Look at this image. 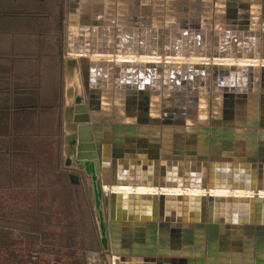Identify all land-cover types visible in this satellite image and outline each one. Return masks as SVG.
Returning <instances> with one entry per match:
<instances>
[{
    "label": "water",
    "instance_id": "obj_1",
    "mask_svg": "<svg viewBox=\"0 0 264 264\" xmlns=\"http://www.w3.org/2000/svg\"><path fill=\"white\" fill-rule=\"evenodd\" d=\"M67 26L84 92L65 109L64 164L91 181L109 264H264V0H67Z\"/></svg>",
    "mask_w": 264,
    "mask_h": 264
},
{
    "label": "rangeland",
    "instance_id": "obj_2",
    "mask_svg": "<svg viewBox=\"0 0 264 264\" xmlns=\"http://www.w3.org/2000/svg\"><path fill=\"white\" fill-rule=\"evenodd\" d=\"M67 28V0H0V34H33L35 49L45 46L52 57L51 89L42 91L51 104L30 107L34 114H30L33 121L29 124L36 130V151L28 155L30 170L27 172V165L19 164L16 171L20 183H44L41 201L35 203L33 213L34 203L20 192L19 203H14L19 207L16 216L0 217V264H107L91 253L102 250L91 181L74 170L81 174L82 182L80 186L72 185L68 177L71 169L64 164L68 135L65 109L69 105ZM0 39H4L0 40L4 49H18L21 44L13 42L11 36ZM80 85L76 95L84 92L81 81ZM10 109H2L5 126L11 124L7 120ZM20 124L27 125L22 121ZM4 145L0 143V167L6 152ZM6 176L5 169L0 171L1 183ZM11 207L7 201L0 202V215Z\"/></svg>",
    "mask_w": 264,
    "mask_h": 264
},
{
    "label": "crops",
    "instance_id": "obj_3",
    "mask_svg": "<svg viewBox=\"0 0 264 264\" xmlns=\"http://www.w3.org/2000/svg\"><path fill=\"white\" fill-rule=\"evenodd\" d=\"M6 36H11L13 42H21L18 49H4L5 46L2 44L0 46V107L2 109L4 106L11 107L7 114V120L9 119L11 122L10 126L4 125V110L1 109L2 112L0 113V143L3 142L5 144L6 151L0 171L5 169L7 174L6 180L2 183L0 182V202L7 201L12 204L11 210L5 215H0V217L12 218L19 211L18 205L14 206V203H19L20 192L24 194L27 201L34 203L33 213H35V203L41 201L40 197L44 183H39V181L34 184L29 182L20 183V181L18 182L16 171L17 168H20L18 167L19 164H22L27 165L28 172L30 170L28 155L30 153L34 154L36 151V147H34L36 130L33 125L29 124V122L33 121L30 114H34L33 111L30 112V107L51 104L50 99L46 98L44 94L42 95V91L51 89L52 57L45 46H43V49L42 46L41 48L38 46L39 48L35 49L37 46L32 44V40L36 36L33 34H0V38ZM3 42L1 41V43ZM22 107L29 108L22 110ZM21 121L22 123H27V125L22 124V127H20ZM21 144L24 145L22 146ZM76 166L73 165L70 168L68 177L72 185L80 186L82 176L80 173L74 172V170L81 173L83 171ZM28 180L30 181V179ZM91 253L100 262L103 261L109 264L110 256L104 253L101 248Z\"/></svg>",
    "mask_w": 264,
    "mask_h": 264
},
{
    "label": "bare ground",
    "instance_id": "obj_4",
    "mask_svg": "<svg viewBox=\"0 0 264 264\" xmlns=\"http://www.w3.org/2000/svg\"><path fill=\"white\" fill-rule=\"evenodd\" d=\"M112 59L115 60V57L113 55H94L92 56V60L94 61H111ZM118 61L120 62H143V63H175V64H183V63H192V64H202V65H207L208 62H210L209 59L206 58H194L191 60H186L183 58L179 57H161L158 55H142V56H134V55H120L117 57ZM115 60V61H116ZM214 63H218L219 65H231V64H238V65H250L254 64L257 65L260 62L259 61H254V60H245V59H240V60H234V59H217L215 60ZM68 89H69V105H72L75 100V89L77 86H79V89L81 87L80 85V73L78 69H74L73 76L68 79ZM79 95H82V92H80ZM73 133L72 130L68 129V135H71ZM114 190L117 192L124 191L126 193H131L133 192V189L131 187H114ZM105 191H109L108 188H105ZM163 191L165 193H172L174 195H179L183 193V191L179 188L176 189H169L165 188ZM188 195H203L206 193L204 190H199V189H188L186 190ZM138 193H156L158 192V189L155 187H140L136 190ZM211 194L214 196H234V197H252L257 195L256 192L252 191H228V190H221V191H210ZM258 195L264 197V191L258 193Z\"/></svg>",
    "mask_w": 264,
    "mask_h": 264
}]
</instances>
